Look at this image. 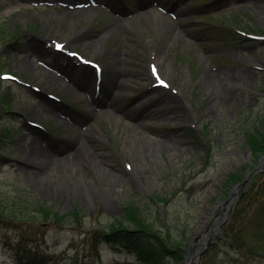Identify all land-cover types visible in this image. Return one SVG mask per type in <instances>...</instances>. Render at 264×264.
I'll list each match as a JSON object with an SVG mask.
<instances>
[{
    "label": "rangeland",
    "instance_id": "374dc122",
    "mask_svg": "<svg viewBox=\"0 0 264 264\" xmlns=\"http://www.w3.org/2000/svg\"><path fill=\"white\" fill-rule=\"evenodd\" d=\"M152 10L174 24L159 21ZM73 61L82 64L80 74L93 71L87 79L102 78L101 95L72 91L64 78L80 77L68 79L60 66ZM49 93L59 97L55 107ZM160 93L165 99L155 105ZM96 99L116 103L109 108L123 118L119 127ZM135 102L143 115L150 102L159 113L151 112L148 127H136L130 150L126 123L136 124L141 114L119 109ZM78 107L69 124L53 117ZM263 119L264 0H0V209L14 200L27 206L19 220L39 231L32 264H146L112 242L100 245L99 258L91 250L89 240L114 223L138 228L131 204L147 229L173 234L185 254L192 249L190 264H200L201 249L216 244L218 264H237L221 228L250 183L238 193L228 177L260 164L246 131ZM36 164L47 166L46 174H38ZM68 169L76 172L61 178ZM38 203L66 215L65 221L43 213L37 219L31 208ZM245 226L248 240L263 247L264 220L261 231L248 221ZM3 231L1 225L0 264H17ZM181 262L171 256L159 261Z\"/></svg>",
    "mask_w": 264,
    "mask_h": 264
},
{
    "label": "trees",
    "instance_id": "16d2710c",
    "mask_svg": "<svg viewBox=\"0 0 264 264\" xmlns=\"http://www.w3.org/2000/svg\"><path fill=\"white\" fill-rule=\"evenodd\" d=\"M246 143L254 157L258 158L264 154V119L261 123L255 124L252 130L246 131ZM243 177L244 175L240 172L233 171L228 177V182L233 186ZM248 183H250V189L243 194L238 208L229 222L222 228V240H224L223 243L228 244L238 253V256L231 258V261L237 264H264V246H256L248 240V232L251 229H247L245 226V221H248L250 225H257L256 227L257 229L260 228V231L262 229L264 220V171L254 175ZM22 205V203L17 205L14 200L8 209H0V226L2 225L4 228V245L15 253L18 264H32L36 255L40 252L35 243L39 231L31 222H20L19 218L24 209L23 206L27 207ZM252 207H255V210H252L254 214L251 216L246 215ZM31 209H33L31 212H34L31 214H36L33 216L38 217L37 219L43 213L47 219L57 223L65 221L66 215L41 203L33 205ZM128 210L129 215L136 218L138 228L130 229L124 225V221H119L118 224H112L111 231H105L101 237L93 236L89 241L94 256L99 255L100 242L105 239L135 252L146 264H160V258L164 256H171L177 261L182 260L185 250L181 245V241H175L173 234L168 233L160 236L158 233L147 229L146 224L137 217L138 207L135 205H129ZM78 212V209L72 211L76 220L79 219ZM243 216H247L246 220ZM6 227H8L7 231H5ZM10 231L12 233H9ZM217 251V244L206 249L201 255L200 264H218ZM88 252L91 251L88 249ZM87 256H90V254Z\"/></svg>",
    "mask_w": 264,
    "mask_h": 264
},
{
    "label": "bare ground",
    "instance_id": "6f19581e",
    "mask_svg": "<svg viewBox=\"0 0 264 264\" xmlns=\"http://www.w3.org/2000/svg\"><path fill=\"white\" fill-rule=\"evenodd\" d=\"M140 9V8H139ZM93 10H95V9H93ZM150 14H153V15H155V16H157V17H159L160 18V20L159 21H165V22H167L168 24H174L172 21L173 20H171L169 17H167V16H165L161 11H158V10H152V12L150 13ZM167 24V27L169 26ZM176 32V31H175ZM177 33H180V30L177 28ZM157 57H159V56H156L155 58L157 59ZM70 63L71 62H67V65H66V67H64V64H61V66H60V71H62L68 78H77V77H79V75H80V73H79V71H81L82 69H81V66H82V64H80V63H77V62H75V61H73V63L74 64H71L70 65ZM77 64V65H76ZM72 67H73V69H72ZM86 70V72L87 73H85L86 75H88V76H93L94 75V73H92L93 71L91 70V69H89V68H87V69H85ZM127 79H124L123 81H126ZM62 84H63V82L64 81H60ZM65 83V82H64ZM120 83H122V81L120 82ZM119 84V83H118ZM147 84H149V82H147ZM92 85H90L89 84V87H91ZM97 90V88H96V86H92L91 88H88V85H87V88H85V86H82V90L80 91V93L81 94H84V95H89V94H94L95 93V91ZM162 93H160L159 95L157 94L156 95V100L157 101H155V105L156 104H158L157 102H162L164 99H165V97H164V95L162 94ZM151 99H153V98H151ZM107 103V102H106ZM86 105H87V103H86ZM89 105V104H88ZM154 105V103H151L150 102V104H148L147 105V108H150L149 109V113H148V115L146 116H140L138 119L140 120L139 122H138V125H141V126H143V127H145V125H146V123H148V126H149V121H151V120H154L155 118H153V116L151 115V114H153V113H151L152 111H155V112H157V113H159V111L157 110V109H153V107L155 106ZM120 110H122V112H124V113H127V108H121ZM100 111L102 112V113H105V114H108L109 113V115L108 116H112V120H114V123H115V126L117 127H119V125H120V123H121V121H120V119H123V118H121L118 114H116L117 116H114V112L110 109V108H108V107H103V108H100ZM72 115L70 114H65V115H63V116H61V117H58V120H60V121H63V122H66V123H70L71 122V119H72ZM138 125H137V123L136 124H132V123H130V122H127L126 123V126H129L130 127V129H131V131H132V133L130 132V130H128L130 133L129 134H131V137H129V148L128 149H130L131 150V147L130 146H133V143H135V140L137 139L136 138V134H137V131H140V130H137V128L136 127H138ZM139 133V132H138ZM104 135H106L105 133H101V132H99L98 133V136H100L101 138L102 137H105ZM138 137V136H137ZM131 144V145H130ZM135 167V166H134ZM133 167V168H134ZM34 168L36 169V172L38 173V174H40V175H44V174H46V172H47V166H43V165H34ZM56 168H54V170H55ZM50 173H52L51 171H49ZM74 172H76V170L74 169V170H72V169H68V170H65V171H62V172H60V176H61V178H66V177H69L72 173H74ZM50 173H48L47 175L49 176V174Z\"/></svg>",
    "mask_w": 264,
    "mask_h": 264
},
{
    "label": "water",
    "instance_id": "95a60500",
    "mask_svg": "<svg viewBox=\"0 0 264 264\" xmlns=\"http://www.w3.org/2000/svg\"><path fill=\"white\" fill-rule=\"evenodd\" d=\"M264 155H263V157L261 158V163H260V165H258L257 167H255V168H253L252 170H250V172L245 176V178L241 181V182H239V183H237L236 185H235V188H234V191H236V192H238L240 189H242L243 187H244V185L247 183V181L256 173V172H258V171H262V170H264ZM232 198V195H231V197H230V199ZM229 199V200H230ZM228 217V213H226L225 214V218H227ZM218 231H219V227H217L215 230H214V232L212 233V235H210L209 237H208V242H210L215 236H217L218 235ZM186 263H188V264H190L189 262H188V255H186V257L184 258V260L182 261V263L181 264H186Z\"/></svg>",
    "mask_w": 264,
    "mask_h": 264
},
{
    "label": "snow or ice",
    "instance_id": "6c2138e0",
    "mask_svg": "<svg viewBox=\"0 0 264 264\" xmlns=\"http://www.w3.org/2000/svg\"><path fill=\"white\" fill-rule=\"evenodd\" d=\"M155 71V70H154ZM161 83H163L162 81H161Z\"/></svg>",
    "mask_w": 264,
    "mask_h": 264
},
{
    "label": "flooded vegetation",
    "instance_id": "af4514ba",
    "mask_svg": "<svg viewBox=\"0 0 264 264\" xmlns=\"http://www.w3.org/2000/svg\"><path fill=\"white\" fill-rule=\"evenodd\" d=\"M193 254H194V253H193ZM193 254H192V255H193Z\"/></svg>",
    "mask_w": 264,
    "mask_h": 264
}]
</instances>
